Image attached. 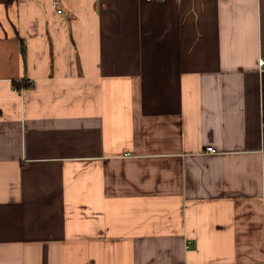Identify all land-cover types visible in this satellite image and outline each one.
Returning <instances> with one entry per match:
<instances>
[{
	"label": "crops",
	"instance_id": "0c3cea01",
	"mask_svg": "<svg viewBox=\"0 0 264 264\" xmlns=\"http://www.w3.org/2000/svg\"><path fill=\"white\" fill-rule=\"evenodd\" d=\"M260 59L264 0H0V264H264Z\"/></svg>",
	"mask_w": 264,
	"mask_h": 264
},
{
	"label": "built area",
	"instance_id": "2783aa9c",
	"mask_svg": "<svg viewBox=\"0 0 264 264\" xmlns=\"http://www.w3.org/2000/svg\"><path fill=\"white\" fill-rule=\"evenodd\" d=\"M52 1L56 4V0H52ZM57 13L60 14L61 11H58ZM258 68H259V70H264V59H260L258 61ZM206 152L209 154H215V152L212 148H207Z\"/></svg>",
	"mask_w": 264,
	"mask_h": 264
},
{
	"label": "trees",
	"instance_id": "16d2710c",
	"mask_svg": "<svg viewBox=\"0 0 264 264\" xmlns=\"http://www.w3.org/2000/svg\"><path fill=\"white\" fill-rule=\"evenodd\" d=\"M17 85H19V84H16V88H18V86ZM20 90V89H19Z\"/></svg>",
	"mask_w": 264,
	"mask_h": 264
}]
</instances>
